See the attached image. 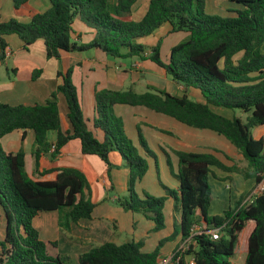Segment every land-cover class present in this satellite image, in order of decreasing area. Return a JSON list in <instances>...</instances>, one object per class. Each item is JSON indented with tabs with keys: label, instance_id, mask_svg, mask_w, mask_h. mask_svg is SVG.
I'll list each match as a JSON object with an SVG mask.
<instances>
[{
	"label": "trees",
	"instance_id": "1",
	"mask_svg": "<svg viewBox=\"0 0 264 264\" xmlns=\"http://www.w3.org/2000/svg\"><path fill=\"white\" fill-rule=\"evenodd\" d=\"M29 1L11 0L14 14L27 17V22L15 18L0 22V60L6 52L5 36L12 34L18 36L26 50L41 40L47 58L60 59L66 53L90 49L106 57L147 58L177 84L197 89L204 101L160 89L139 93L131 87L94 88V115L88 119L70 67L64 72L58 71L61 83L44 103H0V140L16 130H31L35 170L40 177L53 176L31 177L25 170L24 151H6L0 142V216L3 214L6 223L0 240V264H159L160 248L174 238L173 232L160 239L149 252L142 250V240H131L121 244L105 241L78 255L49 253L48 243L56 247V242L40 238L33 224L36 215L56 211L59 226L69 232L71 223L90 218L95 206L81 170L45 169L40 165L41 156L52 145L51 157H54L70 139L79 140L84 155L98 156L106 165L108 177L110 170L118 166L112 161L113 153L123 158L128 168L127 194L117 196L115 203L152 220L153 231L164 227L163 208L169 196L175 199V211L179 212L174 231L179 228L181 243L197 223L219 228L218 239L201 232L191 237L186 249L176 248L171 258L175 264H188V257L193 258L194 264H231L229 258L235 254L240 233L247 226L244 264H264V191L256 194L251 202L239 201L222 214H208L210 166L263 183L264 0H230L240 8L234 10V15L226 16L207 13L205 0H149L139 19L131 17L137 0H48L49 7L44 11L35 10ZM75 19L90 28L92 38L88 42L73 39ZM166 24L167 34L183 32L185 38L172 46L163 60L161 37L150 47L142 39ZM58 93L65 98L71 130L61 129ZM116 104L144 106L186 126L210 130L228 140L243 156V162L227 166L210 152L172 149L177 158L174 172L169 154L163 149L166 163L178 181L177 190L165 188L167 195L159 197L146 190L139 195L136 183L148 170L146 156L154 154L140 131L139 143L146 156L139 153L125 132L122 118L114 113ZM211 106L241 109L250 112V116L244 123L237 116L215 112ZM251 128L259 134L254 136ZM50 132L56 135L54 142L49 140Z\"/></svg>",
	"mask_w": 264,
	"mask_h": 264
},
{
	"label": "crops",
	"instance_id": "2",
	"mask_svg": "<svg viewBox=\"0 0 264 264\" xmlns=\"http://www.w3.org/2000/svg\"><path fill=\"white\" fill-rule=\"evenodd\" d=\"M139 0L132 6L131 12L137 11L136 4ZM149 1V0H148ZM147 1V4H148ZM32 8L37 11H44L49 7L48 0H30L29 1ZM12 4V2H11ZM240 7L231 2L230 0H205V11L210 14H218L222 16L226 15H234V10L239 9ZM147 9V6H146ZM145 9V11H146ZM142 13L140 17L145 13ZM133 19H136V16L131 14ZM139 17V18H140ZM11 18H21L23 22H27V17H18L14 14L12 6H9L7 0H0V22L7 21ZM138 18V19H139ZM164 26H161L159 29H162ZM73 39L76 42H88L92 38L90 28L86 27L79 19H75L73 23ZM169 27L164 28V33L167 34ZM79 33V35H78ZM155 33V32H154ZM151 34L149 36L152 37L151 41L142 39L144 44L148 47L154 44L155 39L159 38L157 35L158 32L155 34ZM7 35L5 36V41L7 43L6 53L9 52L10 55L8 57H4L3 60H0V103H8L11 105L17 104H28L32 105L34 103H44L46 99H48L53 91L56 90L57 86L61 83V78L58 77V71L64 72L68 68L72 67V80L74 83L73 77H77L79 82L81 83L80 87L78 88L81 91L83 87V83L81 80L87 79L88 73L94 68H102L104 74H102L103 78L98 83L99 86H106V88H111L109 86H113L120 82V78L117 76L116 73H129L135 72L139 74L141 79H145L146 75L151 72L154 73L157 77H163L162 80H171L172 89L177 90L175 93L174 91H166L170 94L174 95H183L186 94L189 98V89L184 88L182 85L177 84L174 82L170 76L166 75L164 71L155 65L149 59H140L138 57H132L133 62L130 66L128 65H121L120 63H114L108 61L104 58V55L95 50L90 49L82 52H70L66 53L61 56L60 59L56 58H47L45 56L44 45L41 40H37L35 43L30 45L28 49H24L23 42L18 38L17 35L13 36ZM17 36V37H16ZM150 49H147V52ZM32 53H36V60L32 61H23L21 57L23 55ZM169 54V53H168ZM167 54V56H168ZM165 57V59L167 58ZM32 57V56H29ZM34 57V56H33ZM106 57V56H105ZM32 61V62H31ZM28 63V66L25 65V74H20L21 64L24 65ZM151 63V64H150ZM155 65V66H154ZM114 66V67H113ZM10 68L12 72V76L7 74V70ZM36 71L34 77L32 78V71ZM170 77V79H167ZM142 82V80L139 79ZM75 84V83H74ZM76 85V84H75ZM96 86L92 87V116L94 115L93 109V91ZM105 88V87H103ZM130 88V87H128ZM132 88V87H131ZM113 89V88H111ZM127 89V88H126ZM153 89H160L162 88L157 87L155 83H147L145 85V91H150ZM134 90V89H133ZM136 91V90H134ZM145 91H136L139 93ZM179 91L182 93L179 94ZM197 95V93H196ZM81 101H82V93L80 92ZM58 108L61 116V129L62 131L71 130L70 122L67 118V105L64 96L61 93H58ZM197 98H199L197 96ZM204 99V98H203ZM203 102V101H199ZM117 105H125L130 107H137V108H145L149 109L144 106H131L126 104H116L114 105L113 109ZM211 106V109L217 113H224L227 114L222 107H216L217 110ZM140 108L130 110H126V126L124 122V128H132L133 133L131 136H128L135 146L138 148L139 153L143 156H146V153L142 149L139 143L138 131L144 137L146 144L149 149L159 148L161 149V161L165 159L166 156L163 149L169 154L170 160L172 162V170L176 172L177 170V158L173 154L172 149L184 150V151H192V152H210L213 153L219 160H221L225 165L231 166L234 164L235 160L243 159V156L239 154L237 157L233 155L237 153L236 148L229 144L224 137L214 134L213 132H209L210 130L207 129H197L193 127L186 126L175 120L174 118L168 116L163 117L155 113H151L147 110H143ZM151 110V109H150ZM153 111V110H152ZM158 113V112H156ZM163 114V113H159ZM165 115V114H163ZM223 115V114H222ZM228 115V114H227ZM167 116V115H166ZM226 116V115H224ZM170 117V118H169ZM229 117V116H227ZM130 118V119H129ZM169 119H174V123ZM123 120V119H122ZM135 127V131L133 129ZM125 132H127L125 130ZM201 135H207L209 141L202 140ZM55 133H49V140L50 142H54L55 140ZM217 139L219 141L220 147L215 144H212L211 138ZM218 137V138H217ZM1 145L4 150L16 152L20 149L24 151V158H25V170L33 178H51L52 175H47L45 177L38 176V173L35 170V159L32 155V149L34 147V133L31 130H16L11 133L4 135L1 140ZM52 149L47 154H44L40 158V165L42 168L50 169L56 167H75L81 170L89 183L90 187V199L95 203L93 208L91 217L88 219H80L76 223H71L70 225V233L73 236H66L59 232L56 228V211L51 212H41L36 215L33 219L34 226L38 229L40 238L46 242L57 240L58 247H56V253L60 254H70V255H78L90 249V244H82L86 240L94 241L98 243H103L105 241H112L114 243L119 244V240H123L125 233V229L123 226L122 221L117 222L114 219L117 215H113L111 209L109 208L108 219L111 223L102 222L101 216H96L94 214L95 208L100 205V203L105 200L109 201V205L115 203V196L113 193L112 195L109 194L110 190H114L116 184L118 182L120 169H125V174L128 177V168L124 164L123 158L117 153L114 152L112 155L113 163L117 164L118 168H112L110 170L109 177L106 172V165L104 162L96 155H84L81 152V146L78 139H70L67 143H65L60 152L51 157ZM154 154V153H153ZM150 156H146V160L148 163V170L151 166V160H149ZM155 159L154 161L157 162L158 158L157 155L154 154L153 156ZM151 158V157H150ZM225 158V159H224ZM117 169V170H113ZM147 170V171H148ZM211 172L208 175V183L211 187V201L213 196V188L210 183V178H213L224 184V189L219 188L214 194L216 195V199H221L223 202L221 206L218 204L216 209L214 210L213 206L209 204L208 210L209 211H216L220 214L223 213L226 209H231L233 206L237 205L239 201L240 203H246L248 200V196L260 185V183H256L255 179H244V177L237 173V172H229L217 168L216 166H210ZM147 173V172H146ZM145 173V174H146ZM144 177V176H143ZM142 177V178H143ZM174 177V176H173ZM142 180V179H141ZM140 180V181H141ZM139 182V181H138ZM264 184V179L262 181ZM127 184V183H126ZM115 186V187H114ZM174 188H178V181L174 183ZM145 190V189H142ZM141 190V191H142ZM176 190V189H173ZM112 196V197H111ZM163 196V195H162ZM167 200V199H166ZM166 202V201H165ZM165 205V204H164ZM110 205L109 207H111ZM169 220L165 216V227L163 228L166 233L165 238L172 233L173 225L175 222H179V212L174 211L169 214ZM146 218L143 216L137 222V227L134 231L136 238L138 240L141 239L144 235H146V231H149L153 228L154 223L152 220L146 219L149 221L148 226L144 224ZM5 219L3 214L0 216V240L3 239L5 234ZM116 227V231L112 230ZM203 227H206L203 224ZM162 230V229H161ZM137 232V233H136ZM134 233L131 232V240H134ZM181 235V234H180ZM56 238V239H55ZM72 238V239H70ZM127 238V237H126ZM160 238V239H162ZM128 239V238H127ZM159 239V240H160ZM157 238H154V244L151 245L150 249H146L145 245L147 244V240L143 242L142 250L143 251H152L158 241ZM177 242V241H176ZM93 243V242H92ZM181 244V236L180 241L171 247L160 248V253L158 256V260L163 257H170V254L180 246ZM235 255V254H234ZM233 255V256H234ZM232 256V257H233ZM189 258V257H188ZM245 260V259H244ZM174 264V263H173Z\"/></svg>",
	"mask_w": 264,
	"mask_h": 264
},
{
	"label": "rangeland",
	"instance_id": "3",
	"mask_svg": "<svg viewBox=\"0 0 264 264\" xmlns=\"http://www.w3.org/2000/svg\"><path fill=\"white\" fill-rule=\"evenodd\" d=\"M147 1L148 0H139L138 3L136 4L138 10L134 11V12H131V14H133V16H136L135 17L136 19H138L140 17L141 12L143 13L145 11L146 6H147ZM7 3H8L9 6H12L11 0H7ZM15 19L17 21H19V22H23L21 18H15ZM163 26L164 27L162 29H159L158 31H155V33L158 32L157 35L159 36V38L161 37V40H162L161 41V45H160L161 59L165 60V57L169 53L171 47L174 46L175 44L179 43L180 41H182L185 38V33L177 32V33H172V34H166V33H164V28L168 27V25L166 24V25H163ZM13 36H15V35H13ZM146 39L151 41L152 37L151 36H147ZM157 39H155L154 43L156 42ZM148 53H150V50L148 51ZM29 56H32V57H29ZM35 56H36V53H32L31 55L25 53V55H23L21 57V60L28 61V60L33 59L32 61H34V60H36ZM104 58H106L108 61H111V62H114V63L115 62L116 63H120L123 66H125V65L130 66L133 63V62H131L133 60V58H114V57H108V56L107 57L104 56ZM25 65L28 66V63H25L24 65L21 64V68H20V74L21 75L25 74V71H26ZM31 71H32V75L34 73H36V71H34V70H31ZM6 72H7L8 75L12 76V72H11L10 68H8V70ZM102 74H104V72L102 71V68L101 69L100 68H94L88 73L87 79L83 78L81 80V82L83 83V85H82L83 87L81 88V91H80L82 93V95H83V97H82V110H83L84 116L86 118H88V119L89 118L91 119V117H92V109H91V106H92V95H91L92 94V92H91L92 91V87H94V86H96L97 88L106 87V86H103V85L99 86V84H98L100 82V80L103 78ZM116 74L120 78V82L117 83V84H114L113 86H109V87H111L113 89H126L128 87H132V89H134L136 91H145V85L147 83H152V82L155 83V85H157V87L162 88L165 91H171V89H172V85L170 83L171 80H169V81L162 80L163 77H161V76L157 77L154 73H151V72H149L146 75L145 79H141V77L139 76L137 71L129 72V73L121 72V73H116ZM73 79H74V83L79 88L80 85H81V83L79 82V79L77 77H75V76L73 77ZM139 79L142 80V82L139 81ZM167 79H170V77H167ZM172 91H174L175 93L177 92L176 88L172 89ZM188 91H189V96L191 97V99L196 100V101H204L203 97L201 96L200 92L197 89L189 88ZM180 93H182V92L179 91V94ZM196 93H197V95H196ZM197 96L199 98H197ZM140 108H142V107H140ZM140 108L125 106V105H117L114 108V113L116 115L120 116L123 119V121L125 122V126H126V123H127L126 121L128 120V118H126V116H125L126 115V110L127 109H130L131 111L134 110V109L140 110ZM213 108L215 110H217L216 107H213ZM142 109L143 110H147V111H149L151 113L158 114V115L163 116V117H168L166 115L156 113L155 111H152L150 109H145V108H142ZM222 109L225 110L227 112V114H228L227 115V114L222 113L223 115H226V116H229V117H232L233 115L237 116L244 123L247 122V117L250 116V112H244L241 109H234V110L226 109V108H222ZM169 120L174 123V121H173L174 119H169ZM133 129L135 131V127H133ZM125 130L127 131L126 134L128 136L132 135V133H133L132 128L130 129V128L127 127V128H125ZM251 130H252L254 136H257L259 134V131L256 130L255 128H251ZM209 132H212V131H209ZM201 137H202V140H206V142L209 141V138H208L207 135H201ZM211 140H212L211 141L212 144H214V142H216L215 144H217V146H219V147L221 146L219 141L217 142V139L215 140L212 137ZM228 143L231 144L229 141H228ZM150 150L155 155H157L158 160H157V162H155L154 161L155 158L152 155H150L151 158L149 157L148 159L151 160V166L149 167V170L144 175L142 180L136 183V186H135L136 192L139 195H141V190L145 189L147 192H149L153 196L159 197V196H162V195H167L165 188L176 189L177 190V188H174V183L176 182V178L173 177L170 167L167 165L165 159H163L161 161V158H160L161 153H162L161 149H159L158 147L157 148H153L152 147ZM239 154L240 153L237 151V153H234L233 155H235V157H237ZM235 162L237 164H240V163L243 162V159L235 160ZM115 168H118V167H115ZM113 170H117V169H113ZM117 171H119V170H117ZM124 171H125V169H123V168L120 169L119 173H121V175H119L116 187L114 186L115 187L114 190H110L109 194L112 195V193H113L115 196H124V195L127 194V188H126L127 176H126ZM210 183H211V186L213 188V196H212V201L213 202H211L210 205H212L214 210H215L216 206L218 204L221 206V204L223 202H221L222 200L220 198L216 199L215 198L216 195L214 193L219 188L220 189L221 188L224 189L225 187H224V184L220 183L218 180L216 182V180L213 179V178H210ZM210 201H211V199H210ZM110 205H112V206L109 207ZM110 205H109V201L108 200H105V201L102 200L100 205L95 208L94 214L96 216H101L100 219H101L102 222L111 223L109 221V219H108L109 218L108 217L109 208H110L112 213H113V215H117L116 217H114V219L117 220V222L122 221L124 229H125V232H126L125 233L126 235H124L123 240L122 239L119 240L120 241L119 244L127 242V241H131V235H132L131 232L134 233V231H135V229L137 227V224H138L137 222L139 220H140V222L142 221L141 219L143 218V215L140 214V213H134V212H131V211H126L123 208H121L120 206H118L116 203H113V204H110ZM233 208H234V206H233ZM174 211H175V199L172 196H169V197H167V200H166L164 208H163L164 222H165V216L169 220V217H170L169 214L171 212L174 213ZM208 214L209 215H216V214H220V213H218L216 211H209L208 210ZM143 221H144V224L147 225V226L149 224H151V223H149V221H146V219L143 220ZM196 225L203 227V223H197ZM164 227H165V224H164ZM56 228L62 234H65L68 237L71 236L73 238V236L70 233V230H69V232L65 231L59 226V224H58V214H56ZM163 228H162V230L160 229L158 231H153V229H151L149 231H146V235L141 237L140 240H142L143 242L147 240L146 241L147 244L145 245L146 249H150L151 247H153L151 245H153L155 243L154 242V238H157V240H159L160 238L165 236L166 231ZM247 229H248V226L246 228H244V230L240 233L239 244L236 246L235 255L233 257L229 258V261L231 262V264H244V259H245V255L246 254L244 253L243 248H245V235L247 233ZM112 230L116 231V227L114 226V229H112ZM173 232H174V238L172 240H167L164 243L165 245L166 244L167 245L165 246L163 244L162 248H164V246H165V248L171 247V246L175 245L176 243H178L180 241V236H181L180 234L181 233H180L179 228L176 231H174V225H173L172 233ZM72 238H70V239H72ZM134 240L135 241H139L136 238L135 233H134ZM53 241L56 242V247H58L59 243L57 242V240H53ZM89 243H91L90 247H92V245L100 244L98 242L89 241V240H86L82 244L88 245ZM181 244H180V246H181ZM48 245H49V247H48L49 253L56 252V247H52L49 243H48ZM182 248H183V246H182ZM88 250L89 249H87V251ZM173 253H174V251L170 254V257H168V258L167 257L161 258L160 261H159V264H160L162 259H167L168 260V262L166 264H173L174 262L171 261ZM188 261H189V258H188Z\"/></svg>",
	"mask_w": 264,
	"mask_h": 264
},
{
	"label": "built area",
	"instance_id": "4",
	"mask_svg": "<svg viewBox=\"0 0 264 264\" xmlns=\"http://www.w3.org/2000/svg\"><path fill=\"white\" fill-rule=\"evenodd\" d=\"M10 55L9 52H5V56L4 57H8ZM52 151L54 149V145H52L51 147ZM264 191V184L260 183V185L248 196L247 200L249 202H251L254 198V196L260 192H263ZM205 233V234H209L211 239H218L219 238V235H220V232H219V228H208V227H201V226H198V225H193V227L191 228V234L190 236L182 243V245L180 247L183 246L182 249H185L187 248V245L189 244L190 242V239L192 236H194L195 234L197 233ZM168 262L167 259H162L160 264H166ZM188 264H194V260L192 257H189V261H188Z\"/></svg>",
	"mask_w": 264,
	"mask_h": 264
}]
</instances>
